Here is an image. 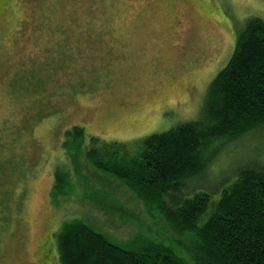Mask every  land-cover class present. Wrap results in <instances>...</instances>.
I'll use <instances>...</instances> for the list:
<instances>
[{"label": "rangeland", "instance_id": "1", "mask_svg": "<svg viewBox=\"0 0 264 264\" xmlns=\"http://www.w3.org/2000/svg\"><path fill=\"white\" fill-rule=\"evenodd\" d=\"M253 18L264 21V0H0V264H49V248L60 264L69 220L125 249L146 238L184 253L186 239L85 150L97 137L134 156L148 137L198 120ZM75 126L87 144L67 150ZM259 167L264 128L229 144L186 196L216 201Z\"/></svg>", "mask_w": 264, "mask_h": 264}, {"label": "trees", "instance_id": "2", "mask_svg": "<svg viewBox=\"0 0 264 264\" xmlns=\"http://www.w3.org/2000/svg\"><path fill=\"white\" fill-rule=\"evenodd\" d=\"M264 128V21L253 18L240 33L227 65L207 90L200 118L148 137L137 155L119 143L89 138L90 164L123 182L160 214L186 245L184 253L146 238L133 249L69 220L57 234L60 264H264V167L246 168L213 201L190 194L188 183L208 171L231 143ZM84 128L65 133V147L87 144ZM56 172V184L66 177ZM55 184V190L56 189ZM57 192V191H55Z\"/></svg>", "mask_w": 264, "mask_h": 264}, {"label": "flooded vegetation", "instance_id": "3", "mask_svg": "<svg viewBox=\"0 0 264 264\" xmlns=\"http://www.w3.org/2000/svg\"><path fill=\"white\" fill-rule=\"evenodd\" d=\"M47 254L49 255V258L45 256L44 260L49 264H55V259L53 257V251L50 248L48 249Z\"/></svg>", "mask_w": 264, "mask_h": 264}]
</instances>
